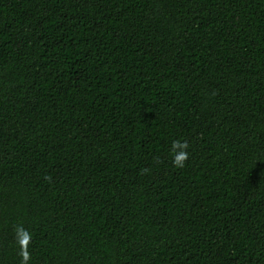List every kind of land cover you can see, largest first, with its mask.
Segmentation results:
<instances>
[{
  "label": "trees",
  "instance_id": "obj_1",
  "mask_svg": "<svg viewBox=\"0 0 264 264\" xmlns=\"http://www.w3.org/2000/svg\"><path fill=\"white\" fill-rule=\"evenodd\" d=\"M0 264H264V0H0Z\"/></svg>",
  "mask_w": 264,
  "mask_h": 264
},
{
  "label": "clouds",
  "instance_id": "obj_2",
  "mask_svg": "<svg viewBox=\"0 0 264 264\" xmlns=\"http://www.w3.org/2000/svg\"><path fill=\"white\" fill-rule=\"evenodd\" d=\"M179 148L181 149L180 152H176L175 150ZM188 148V144L186 141H180V140H173L171 144V151L173 152V164L177 167H183V162L185 159H187L188 152L186 149ZM17 233L20 237H22V240L20 241L21 244H23L25 241H28L30 239V234L23 228L17 227ZM23 261L27 262L29 259V255L27 252H24L23 254Z\"/></svg>",
  "mask_w": 264,
  "mask_h": 264
}]
</instances>
